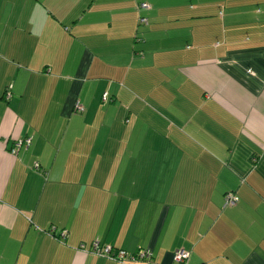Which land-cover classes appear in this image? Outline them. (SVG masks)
<instances>
[{
  "label": "crops",
  "instance_id": "crops-1",
  "mask_svg": "<svg viewBox=\"0 0 264 264\" xmlns=\"http://www.w3.org/2000/svg\"><path fill=\"white\" fill-rule=\"evenodd\" d=\"M93 243L264 264V0H0V264Z\"/></svg>",
  "mask_w": 264,
  "mask_h": 264
},
{
  "label": "built area",
  "instance_id": "built-area-1",
  "mask_svg": "<svg viewBox=\"0 0 264 264\" xmlns=\"http://www.w3.org/2000/svg\"><path fill=\"white\" fill-rule=\"evenodd\" d=\"M137 9L147 10L148 5L141 3L137 6ZM138 23L140 25H146V19L140 18L138 20ZM74 109L78 111L80 109V107L78 105H76ZM28 145H29V140L17 141V143H15L13 153H15L16 150H18L21 146L27 147ZM236 202H237V197L234 195V193L227 192L224 194V196H223L224 205L233 206L236 204ZM83 248L84 247L81 245L80 249H83ZM90 252H92L96 255H100L102 257H105L109 260L116 261L118 263H122V264H127L128 262H133L134 260H137V259L148 260L151 257V254L148 251H144V250H139L135 255H128L127 253H125L123 251H114V252L110 251V249L108 247L101 249L98 247V243H93L91 245ZM186 258H187V254L181 250L174 252L172 255V261L174 263H178V264L185 263Z\"/></svg>",
  "mask_w": 264,
  "mask_h": 264
}]
</instances>
